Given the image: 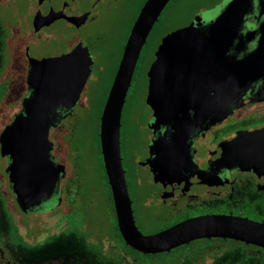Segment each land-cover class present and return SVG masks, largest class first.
Masks as SVG:
<instances>
[{"label":"flooded vegetation","instance_id":"obj_1","mask_svg":"<svg viewBox=\"0 0 264 264\" xmlns=\"http://www.w3.org/2000/svg\"><path fill=\"white\" fill-rule=\"evenodd\" d=\"M42 1L48 11L39 32L49 50L74 59L79 36L95 62V53L101 50L94 46L99 36L95 24L104 21L112 0H0V47L12 58L20 53L26 67L21 83L12 78L13 86L7 83L0 91V137L32 91L27 83V48L35 39L34 21ZM261 10L255 0L240 38L226 56L242 61L258 49L264 21ZM161 41L144 75L143 101L140 107L131 103V131L129 121L124 124L125 107L122 115L123 165L138 229L152 235L206 216L264 224V161L256 162L264 160L256 153L264 150V79L233 76L228 73L231 67L217 66L211 53L204 52L195 60L192 74L180 77L176 84L163 80L160 97L150 100L149 72ZM81 100L72 110L59 108V120L50 129L51 160L64 170L48 200L30 207L20 204L8 171L11 159L2 155L0 143V264H96L98 257L99 264H264V247L231 238H201L158 254L131 248L118 226L111 187L98 180L99 185H91L95 178L90 184L84 147L80 152L83 134L72 133L82 125L76 117L71 126ZM151 103L160 111L159 120ZM8 113H12L10 120ZM130 140L131 166L126 167L124 149ZM97 193L101 199L94 196ZM97 205L104 221L98 219ZM70 216L76 217V224L68 222ZM76 229L82 232L77 251L53 249L55 242ZM167 254L171 261L161 257Z\"/></svg>","mask_w":264,"mask_h":264},{"label":"water","instance_id":"obj_2","mask_svg":"<svg viewBox=\"0 0 264 264\" xmlns=\"http://www.w3.org/2000/svg\"><path fill=\"white\" fill-rule=\"evenodd\" d=\"M172 0H146L132 28L118 69L100 117L101 154L111 187L118 226L125 242L144 254H158L189 244L201 238H231L264 247V224L230 216H206L183 221L152 235H144L137 227L126 179L121 149L122 115L134 74L148 38ZM264 14V0H259ZM255 0H231L219 15L204 24L201 15L186 26L166 34L156 51L149 75L150 100L158 99L163 80L176 84L180 77L190 75L195 60L210 52L217 66L231 67L233 76L251 80L264 79V21L258 49L242 61L226 56L239 39L245 17ZM35 18V39L27 48L30 71L27 83L31 94L23 101V110L3 130L1 153L9 156V173L14 192L23 207L35 206L48 200L57 185L62 166L51 160L53 142L50 129L58 122L59 108L74 109L91 77L95 61L85 40L79 36L78 53L65 59L47 47L39 32V23L48 11L42 5ZM264 90V86H263ZM152 104V103H151ZM155 116L160 118V111ZM264 155V150H258ZM264 160H258L261 162ZM255 170L259 166H253Z\"/></svg>","mask_w":264,"mask_h":264},{"label":"rangeland","instance_id":"obj_3","mask_svg":"<svg viewBox=\"0 0 264 264\" xmlns=\"http://www.w3.org/2000/svg\"><path fill=\"white\" fill-rule=\"evenodd\" d=\"M231 0H179L176 3H172L164 10L161 20L155 25V29L149 37V42L145 45L143 52L144 60L141 61L137 74H135L133 85L128 93V103L125 105V117L124 124L129 121L130 131H131V103L135 102L137 107H140L144 98V75L147 70L148 64L152 57V52L155 50L157 44L163 39V37L170 31L187 25L191 20L195 18L196 15H192L195 8L199 5H204L207 9L201 10L199 15L203 18L205 23H209L215 19L221 9L226 6ZM143 1L142 0H112L111 9L106 14V17L102 23L95 24V31L99 32V36L95 38V47L101 49L100 53L97 51L96 62L93 67V73L86 85L84 90V97L82 98V105L77 107L74 111L72 117V124L74 118H81L82 125L75 130L72 129V133L76 131L77 136H82L84 138V149L85 155L84 162L89 168L91 174L88 176L90 184L99 185L98 181L101 182L102 174L101 168L98 166V145L96 138L98 137V130L100 132V125L98 126V121L96 118H91L90 113L92 108L97 109L102 105L105 93L108 90L110 83L113 81L114 72L116 69L117 59L119 58L120 47L125 42L126 33L131 25L132 19ZM0 91L8 83L9 86H13L12 78H15L20 83L24 79L25 75V65L22 60L20 53H15L12 58V53L6 49L0 47ZM7 86V85H6ZM88 106L85 108V106ZM136 106L134 108V113L137 111ZM96 116V114H95ZM12 117V113H8V120ZM68 124V122L66 123ZM96 137V138H95ZM131 139V132H130ZM131 151V140L129 145L124 149V156H126V167L131 166L130 160ZM82 157V160H83ZM81 158V157H80ZM98 161V162H97ZM96 164V165H95ZM88 170V173H90ZM91 179V180H90ZM98 180V181H97ZM97 199H101V194L97 193L94 195ZM98 206L99 220H103L104 216L100 212V206ZM68 222L76 224V217H67ZM105 219V218H104ZM104 221V220H103ZM58 222V221H57ZM11 233L15 236L16 228L12 225ZM82 241V232L78 229L74 230L71 235H68L66 239L62 242H55L53 249L55 251L62 250L72 253L77 251L78 243ZM164 257L163 260L171 261V256L169 254L161 256ZM141 260L140 257H137ZM99 259V260H98ZM96 264L101 262L100 257L96 259ZM153 259H145V261L152 262ZM99 261V262H98Z\"/></svg>","mask_w":264,"mask_h":264},{"label":"trees","instance_id":"obj_4","mask_svg":"<svg viewBox=\"0 0 264 264\" xmlns=\"http://www.w3.org/2000/svg\"><path fill=\"white\" fill-rule=\"evenodd\" d=\"M143 2L141 3V5H140V7L138 8V9H136V13H135V15H134V17H133V19H132V22H131V25H130V27H129V29H128V31H127V33H126V39H125V42H124V44L122 45V47H120V54H119V58L117 59V63H116V69H115V72H114V76H113V79H114V77H115V74H116V71H117V69H118V66H119V62H120V60H121V57H122V54H123V49H124V45L126 44V41H127V39H128V36H129V34H130V31H131V28H132V26H133V24H134V22H135V20H136V18H137V16H138V14H139V12H140V10H141V8H142V6L144 5V3L146 2V0H142ZM179 0H172L170 3H169V5H171L172 3H176V2H178ZM168 5V6H169ZM167 6V7H168ZM167 7H166V9H167ZM205 9H207L204 5H199V6H197L196 8H195V10L193 11V13H192V15H195V14H199L200 12H201V10H205ZM162 17V16H161ZM161 17H160V20H161ZM160 20H159V22H160ZM158 22V23H159ZM189 24V23H188ZM185 26V25H184ZM180 28V27H179ZM155 29V28H154ZM154 29H153V31H154ZM177 29V28H176ZM153 31H152V33H153ZM173 31V30H172ZM152 33L150 34V36L149 37H151V35H152ZM149 42V38H148V41H147V43ZM147 45V44H146ZM144 49H145V47L143 48V51H142V53H141V56H140V61H139V63H138V65H137V70H138V68H139V65H140V63H141V61H143L144 60V55H143V52H144ZM137 70H136V74H137ZM113 82V81H112ZM112 82L110 83V85H109V87H108V90H107V92L105 93V96H104V99H103V101H102V105L101 106H99L97 109H95V108H92V112L90 113V115H91V118H96V120L98 121V126L100 125V117H101V114H102V111H103V108H104V105H105V103H106V99H107V96H108V93H109V90H110V88H111V85H112ZM84 93V92H83ZM84 97V95L82 94V97L81 98H83ZM82 101V100H81ZM88 106V104L85 106V108ZM125 112V111H124ZM95 114H96V116H95ZM84 137V136H83ZM96 138V137H95ZM96 140H97V145H98V150H97V159H98V166L101 168V173H103L102 174V180H101V183L102 184H104V185H106L107 187H109V185H108V180H107V176H106V172H105V168H104V165H103V158H102V154H101V147H100V136H99V130H98V137L96 138ZM83 143H81V145H80V148H81V150H80V152L81 153H83V151H82V148L84 147V144L82 145ZM109 191H110V189H109Z\"/></svg>","mask_w":264,"mask_h":264}]
</instances>
